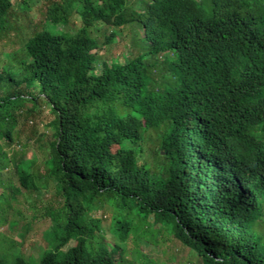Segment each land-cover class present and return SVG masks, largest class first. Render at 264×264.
I'll return each mask as SVG.
<instances>
[{"label": "trees", "instance_id": "1", "mask_svg": "<svg viewBox=\"0 0 264 264\" xmlns=\"http://www.w3.org/2000/svg\"><path fill=\"white\" fill-rule=\"evenodd\" d=\"M3 225L0 264H264V0H0Z\"/></svg>", "mask_w": 264, "mask_h": 264}, {"label": "rangeland", "instance_id": "2", "mask_svg": "<svg viewBox=\"0 0 264 264\" xmlns=\"http://www.w3.org/2000/svg\"><path fill=\"white\" fill-rule=\"evenodd\" d=\"M39 12L37 11H34V12H31V17L33 19H38L39 18ZM70 24H73L74 26H77L78 25V19H71V22ZM98 27H102V25H98L96 28ZM123 34L122 35H119L116 40L110 44V47L107 45L105 46L104 48H106V57H116L117 60L119 62H122V59H121V54L123 52V46H124V42L122 41L123 40ZM121 39V40H120ZM103 54V52H102ZM96 69L99 70L100 69V66L97 65L96 66ZM51 119H52V116L51 114H49L48 110H46V108H43L42 109V113L37 117L36 121H35V136L36 137H39L40 138V141L43 143V142H46V140L48 139L49 137V134L52 133V123H51ZM27 134V132H25ZM25 133H22L21 135V138L22 140H25V137H26V134ZM34 141V140H33ZM33 141L31 143H33ZM33 151H29L27 156L29 157L32 153H35L36 152V149L32 148ZM37 197L35 198H39V199H42V198H45L47 196L46 193H38L36 194ZM30 198H34V195H31L29 196ZM28 197V198H29ZM21 204H20V209H19V212L21 214V216L19 214H14V215H10L8 218L9 219H18L19 222H27L30 224L31 228H30V231L29 233L26 235L25 237V241L23 242V245L22 247L20 248L21 250V253L22 255L25 257V258H37L38 256V253H39V249H40V245H42V239L40 237V234L41 232H43L48 226H49V221L47 220H44L40 217H36L35 221H31L30 217H31V214H32V211L29 209L28 205H27V201L26 200H23V197H21V200H20ZM108 219V217H107ZM107 219H105V221L103 222V226L106 228L107 226ZM6 229L7 227L6 226H0V234L4 235L7 234L6 232ZM8 235V234H7ZM107 237H109V235H106ZM11 238L13 240H19L18 236L16 233H13L11 235ZM75 242L73 241H70L66 247H71L74 245ZM45 245V244H43ZM164 245L167 247V249L169 250V247L171 248V252H174L176 250L174 244L172 243V241H166L164 243ZM132 244L129 243L128 246H127V249L126 251L129 252L132 248ZM146 247L145 244L142 245V249ZM161 251H163V246H161ZM176 253L177 257L179 258V260L184 263H178V264H188V261L189 262H193L194 259L191 258L190 256H188V253H186V251L184 250H181L179 248V250L177 252H174ZM126 261L129 260V256L127 255L125 257Z\"/></svg>", "mask_w": 264, "mask_h": 264}]
</instances>
